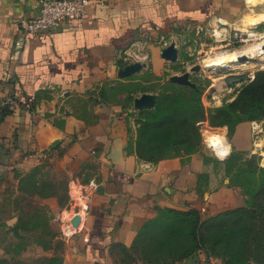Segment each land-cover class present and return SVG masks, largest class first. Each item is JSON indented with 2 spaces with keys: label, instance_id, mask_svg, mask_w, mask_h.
<instances>
[{
  "label": "crops",
  "instance_id": "crops-1",
  "mask_svg": "<svg viewBox=\"0 0 264 264\" xmlns=\"http://www.w3.org/2000/svg\"><path fill=\"white\" fill-rule=\"evenodd\" d=\"M236 2L105 0L91 4L81 17L35 35L21 31L18 18L35 13L38 0H0V94L12 97L1 109L0 163L23 165L60 146L73 169L84 167L69 183L67 204L58 210L66 264H202L199 248L150 256L132 249L162 208H195L204 219L245 204L211 142H230V150L251 147L255 128L264 127L261 121L241 120L230 136L219 126L223 135L212 131L221 136L215 140L204 136L212 127L204 121L202 151L176 163L169 158L150 161L135 150L133 97L141 92L133 93L132 101H124V93L109 96V86L129 79L118 75L126 63L138 60L144 63L139 69L149 66L160 73L165 64L161 37L173 24L230 21L228 7ZM76 213L80 220L73 228L70 218ZM64 224L72 230L66 233ZM209 257L213 264L223 263L219 255ZM125 258L129 260L123 262Z\"/></svg>",
  "mask_w": 264,
  "mask_h": 264
},
{
  "label": "rangeland",
  "instance_id": "rangeland-1",
  "mask_svg": "<svg viewBox=\"0 0 264 264\" xmlns=\"http://www.w3.org/2000/svg\"><path fill=\"white\" fill-rule=\"evenodd\" d=\"M248 2L250 3L248 4L246 0H237L234 5H229V13L232 15L230 21L206 20L173 24L170 32L165 37H161V43L165 46L173 42L177 47V58L165 59L159 74H154L147 66L125 76L129 79L119 80L109 86V96L117 98V93H124L123 100L132 101L130 98L137 91L148 90L157 94L169 89L170 81H172L170 75L188 70L189 78L203 87L202 101L206 108L233 99L253 76L254 71L264 68V54L260 60L255 57L257 60L254 59L255 61L250 63L249 59L241 61L244 65L215 70L205 68L203 63L206 58L219 51L235 49L264 36V0H248ZM234 29L242 30L241 37H247L248 31H256L257 34L242 41L239 36L233 38ZM217 31L220 33L217 34ZM197 63L200 67L191 70V66ZM219 82L222 84L219 85ZM214 101L219 103L213 105ZM133 109L134 119L138 122L142 115L137 112L138 108ZM256 120L261 121L260 126H264V119ZM221 126L224 131L225 128L227 129V135L230 136L227 125ZM202 128L203 126H201L200 142L196 152L202 151L204 145ZM221 129L219 126H212L208 131L222 133ZM255 129L261 134V140L255 132L254 138L249 139L252 142L251 147L239 149L233 146L231 154L221 158L223 161L230 162V156L234 157L232 161L235 169L232 172L234 176L236 171L243 167V159L252 154L256 155L259 165H264V127ZM206 133L207 131H204V136ZM226 141L229 140L226 139ZM216 143L225 148L224 151L230 148V142L227 146ZM254 146L261 149L252 150ZM167 153L168 155L162 159L169 158L171 163L183 161L189 156L175 150ZM213 154L220 158L214 151ZM87 170L89 167L86 168ZM83 171L84 167L73 169L72 163L60 146L47 149L40 155L29 158L23 165L0 163V250L2 253L0 257L5 258L0 260V264H51L48 260L51 255L59 256L66 264L63 255L66 248L65 233L62 230L58 210L60 205L68 202V186L72 178L76 175L81 176ZM247 218L243 219V222L251 223L252 220ZM233 228L230 226L225 231L220 225L215 224L206 230L201 228L193 231L191 222L186 221L182 216L163 215L143 232L134 250L141 255L181 253L185 248L193 247L196 241H201L207 247L212 246V250L222 252L227 231L235 233ZM63 229H66L65 224ZM65 232L67 233L66 230ZM194 237H196L195 241ZM218 239L222 241L219 242ZM233 239L230 242L236 243L237 240ZM225 251H229V248Z\"/></svg>",
  "mask_w": 264,
  "mask_h": 264
},
{
  "label": "trees",
  "instance_id": "trees-1",
  "mask_svg": "<svg viewBox=\"0 0 264 264\" xmlns=\"http://www.w3.org/2000/svg\"><path fill=\"white\" fill-rule=\"evenodd\" d=\"M170 82L169 89L156 94L152 107L137 111L142 117L136 122L135 150L145 160L158 161L171 150L182 151L186 155L196 152L204 121L211 126L227 125L228 131L232 133L235 125L241 120L264 119V68L255 70L253 76L233 99L210 108L203 104L201 85ZM130 99L132 100V96ZM3 111H0V116ZM231 152L232 150L226 157ZM230 158V162L222 161L230 183L240 186L245 199L244 205L226 208L204 219H201L199 210L195 208L187 210L162 208L155 218L149 220L143 227L140 238L132 250L135 252L134 249L143 232L161 216L178 215L191 222L193 231L201 228L206 230L216 224L225 231L233 226L235 233L227 231L222 252L212 250V246L207 247L201 241H196L193 247L173 254H186L199 248L208 256L212 254L221 256L222 264H246L249 261L264 264V165H259L256 155L252 154L243 159V167H240L234 176L232 173L235 170L232 163L234 157ZM246 218H250L251 223L243 222ZM195 239L196 237L194 241ZM232 239L237 242L231 243ZM228 248L229 251H225ZM150 255L152 254H143ZM4 259L0 257V260ZM48 260L51 264H64L57 255L49 256ZM128 260L125 258L123 262Z\"/></svg>",
  "mask_w": 264,
  "mask_h": 264
},
{
  "label": "built area",
  "instance_id": "built-area-1",
  "mask_svg": "<svg viewBox=\"0 0 264 264\" xmlns=\"http://www.w3.org/2000/svg\"><path fill=\"white\" fill-rule=\"evenodd\" d=\"M104 2L105 0H38L36 12L31 15L19 17L18 27L26 33L44 35L61 22H70L74 18L81 17L88 11L91 4H103ZM241 34L242 30L234 29L233 38L239 36L242 39ZM11 100V95L0 94V111ZM211 146L213 151L220 156L216 146L213 143H211ZM199 251L201 252L202 250L200 249ZM201 255L199 259L202 264H213L208 255L204 252H201Z\"/></svg>",
  "mask_w": 264,
  "mask_h": 264
},
{
  "label": "water",
  "instance_id": "water-1",
  "mask_svg": "<svg viewBox=\"0 0 264 264\" xmlns=\"http://www.w3.org/2000/svg\"><path fill=\"white\" fill-rule=\"evenodd\" d=\"M263 48H264V43H263ZM161 55L165 59H169V60L176 59L177 58V47H176V45L173 42L165 45L161 49ZM238 59H239V61H245L248 59H256V58L250 57L245 53H241L238 55ZM143 65H144V63H142L138 60L130 62V63H126L118 69V75L121 77L127 76V75L135 72L136 70H138ZM199 67H200V64H198V63L194 64L191 66V70L198 69ZM170 79L172 81H175V82L180 83V84H188V85L195 84L189 78V71L188 70H185V71L178 73V74L177 73L172 74V75H170ZM155 100H156V93L143 91L140 94L135 95L133 97V106L135 108H138V109L150 108L155 103ZM79 220H80V216L78 213L72 215V217L70 218L71 225L73 227H77Z\"/></svg>",
  "mask_w": 264,
  "mask_h": 264
},
{
  "label": "bare ground",
  "instance_id": "bare-ground-1",
  "mask_svg": "<svg viewBox=\"0 0 264 264\" xmlns=\"http://www.w3.org/2000/svg\"><path fill=\"white\" fill-rule=\"evenodd\" d=\"M248 2V0H246ZM250 3V2H248ZM217 34L220 33V31L216 32ZM257 32L256 31H248V36L243 37L241 40L244 41L246 39H250L251 37L256 36ZM263 43H264V36L256 39L254 42L246 43L240 47H237L235 49H227V50H222L217 52L215 55L210 56L204 60L203 66L205 68H209L211 70H215L217 68H224V67H230V66H237L239 64H243L241 61L238 59V55L241 53H245L250 57H257L258 60L262 58V55L264 54V48H263ZM255 59V60H257ZM254 59H249V63L255 61ZM244 65V64H243ZM223 135V132L221 136ZM207 139L209 140H215L218 137L217 135H214L212 131H208L206 133ZM217 151L219 153H223L225 148H222L219 144H215ZM230 151V148L229 150ZM227 151V152H228ZM79 225V224H78ZM77 225V227H78ZM73 227V226H72ZM74 228V227H73ZM72 230L71 226L66 228L67 232H70Z\"/></svg>",
  "mask_w": 264,
  "mask_h": 264
},
{
  "label": "clouds",
  "instance_id": "clouds-1",
  "mask_svg": "<svg viewBox=\"0 0 264 264\" xmlns=\"http://www.w3.org/2000/svg\"><path fill=\"white\" fill-rule=\"evenodd\" d=\"M219 155H220V158L223 159L224 157H226L228 155V152H227V150H225L223 153H220Z\"/></svg>",
  "mask_w": 264,
  "mask_h": 264
}]
</instances>
